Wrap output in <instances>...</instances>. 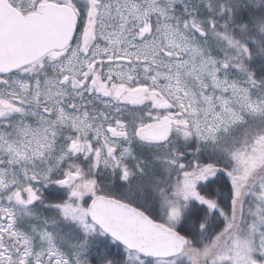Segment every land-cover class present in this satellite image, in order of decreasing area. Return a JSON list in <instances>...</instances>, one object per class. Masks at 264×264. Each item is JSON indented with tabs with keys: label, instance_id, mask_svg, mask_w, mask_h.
Here are the masks:
<instances>
[{
	"label": "snow or ice",
	"instance_id": "snow-or-ice-1",
	"mask_svg": "<svg viewBox=\"0 0 264 264\" xmlns=\"http://www.w3.org/2000/svg\"><path fill=\"white\" fill-rule=\"evenodd\" d=\"M0 264H264V0H0Z\"/></svg>",
	"mask_w": 264,
	"mask_h": 264
}]
</instances>
